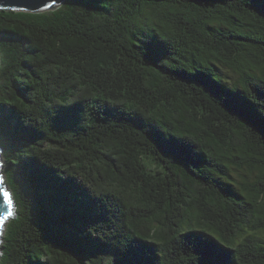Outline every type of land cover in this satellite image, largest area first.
Wrapping results in <instances>:
<instances>
[{
  "label": "trees",
  "instance_id": "trees-1",
  "mask_svg": "<svg viewBox=\"0 0 264 264\" xmlns=\"http://www.w3.org/2000/svg\"><path fill=\"white\" fill-rule=\"evenodd\" d=\"M0 59V264H264V0L0 8Z\"/></svg>",
  "mask_w": 264,
  "mask_h": 264
},
{
  "label": "water",
  "instance_id": "water-1",
  "mask_svg": "<svg viewBox=\"0 0 264 264\" xmlns=\"http://www.w3.org/2000/svg\"><path fill=\"white\" fill-rule=\"evenodd\" d=\"M65 0H0V8L8 9H22L28 11H45L61 6ZM48 5H52L49 7ZM3 162L0 154V220H3V224L0 225V242L2 239V232L5 224L11 218L9 213L14 212V200L12 193L6 183V178L3 170ZM7 193V195H5ZM11 201V204H9Z\"/></svg>",
  "mask_w": 264,
  "mask_h": 264
},
{
  "label": "rangeland",
  "instance_id": "rangeland-1",
  "mask_svg": "<svg viewBox=\"0 0 264 264\" xmlns=\"http://www.w3.org/2000/svg\"><path fill=\"white\" fill-rule=\"evenodd\" d=\"M0 62H1V59H0ZM3 151H4V149L0 146V154H1V157H2V155H3ZM3 168H4V164H3ZM11 191V190H10ZM12 193V192H11ZM13 197V196H12ZM15 204V203H14ZM15 216V207H14V212H13V214H11V216ZM7 224V223H6ZM6 224H5V226H6ZM5 226H4V229H5ZM3 229V232H2V234H1V236L3 237V234H4V230ZM2 243V239H1V242H0V244ZM0 254H1V250H0Z\"/></svg>",
  "mask_w": 264,
  "mask_h": 264
},
{
  "label": "snow or ice",
  "instance_id": "snow-or-ice-1",
  "mask_svg": "<svg viewBox=\"0 0 264 264\" xmlns=\"http://www.w3.org/2000/svg\"><path fill=\"white\" fill-rule=\"evenodd\" d=\"M55 3V0H53V4ZM49 7H51L52 5H48ZM64 118H67V119H71L72 116H71V113H67L64 115ZM5 195H7V193H5ZM9 204H11V201H9ZM9 215H11V213H9ZM3 224V220H0V225Z\"/></svg>",
  "mask_w": 264,
  "mask_h": 264
}]
</instances>
